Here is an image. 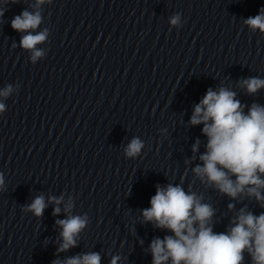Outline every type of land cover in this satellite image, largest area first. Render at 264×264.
<instances>
[{"label": "clouds", "instance_id": "9594fccd", "mask_svg": "<svg viewBox=\"0 0 264 264\" xmlns=\"http://www.w3.org/2000/svg\"><path fill=\"white\" fill-rule=\"evenodd\" d=\"M19 0H0L7 5ZM51 0H36L35 9ZM6 7L0 6V18ZM179 14L170 18V24L180 25ZM42 23L39 10H23L11 20L13 30L26 33L21 37L20 46L31 52V61L44 56V51L36 45L45 42L47 29L36 32ZM243 23L255 32L264 34V7L255 16L246 18ZM15 47V45H13ZM239 87L248 94H256L264 89V79L250 77L239 81ZM14 91L12 85L0 91V97L7 98ZM247 108V112L244 109ZM5 105L0 102V113ZM189 123L192 126L203 125L202 133L207 137L206 150L199 156L201 164L192 169L194 176L233 200L241 197L255 199L264 209V105L252 103L244 105L236 99V93L228 87L217 90L209 88L203 98L194 106ZM197 139L192 146L193 153L199 149ZM139 138H133L125 148L129 158H135L144 148ZM4 190V178L0 173V191ZM203 195L194 191H185L182 184L156 186V193L150 199V207L141 211L144 222H152L154 227L166 229L171 235L163 239L154 238L150 244L152 264H245V253L251 258V264H264V212L259 215L241 207L224 232H214L213 217L215 209L203 202ZM63 197L50 196L49 203L57 205L53 215H59ZM47 207L45 197H35L30 205L22 209L32 212L36 217L43 215ZM73 207L71 199L64 205L65 213ZM235 207L229 204V210ZM88 217L68 215L56 224L62 231L57 252L75 247L81 231L88 224ZM119 256H113L111 264H117ZM99 253L90 252L63 261L57 259L52 264H100Z\"/></svg>", "mask_w": 264, "mask_h": 264}]
</instances>
